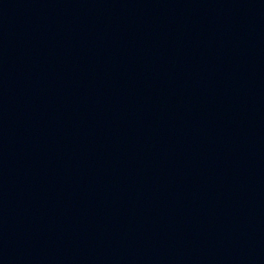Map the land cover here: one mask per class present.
Segmentation results:
<instances>
[{"label": "water", "instance_id": "95a60500", "mask_svg": "<svg viewBox=\"0 0 264 264\" xmlns=\"http://www.w3.org/2000/svg\"><path fill=\"white\" fill-rule=\"evenodd\" d=\"M0 264H264V0H0Z\"/></svg>", "mask_w": 264, "mask_h": 264}]
</instances>
